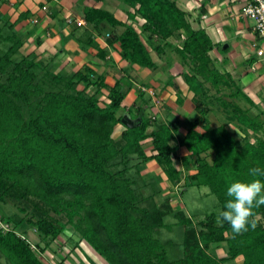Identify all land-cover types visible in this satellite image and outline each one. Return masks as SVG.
<instances>
[{
    "label": "trees",
    "instance_id": "trees-1",
    "mask_svg": "<svg viewBox=\"0 0 264 264\" xmlns=\"http://www.w3.org/2000/svg\"><path fill=\"white\" fill-rule=\"evenodd\" d=\"M120 1L130 8L127 21L94 7L84 16L95 27L106 22L114 29L107 42L118 44L131 65L154 69L152 51L159 57L176 52L188 66L182 75L198 115L183 134L175 122L149 114V101L127 109L131 87L123 77L109 85L86 65L55 71L36 54L22 53L24 41L13 29L0 46V220L9 225L0 227V264H53L44 254L60 237L91 264H227L239 256L241 264H264V206L255 230L234 234L227 222H217L218 212L195 225L171 202L176 193L164 195L160 186L168 180L178 194L182 186H208L225 210L228 186L251 180L250 168H264V112L240 103L254 106L231 73L217 67L210 54L215 44L177 0ZM121 108L126 114H118ZM215 108L224 116L217 126L209 118ZM182 147L186 153L179 156ZM152 160L164 175L155 185L148 179ZM9 199L18 204L12 214L2 207ZM168 214L185 227L178 259L155 236L170 226ZM30 228L41 242L28 238ZM213 246H224L226 255L214 254Z\"/></svg>",
    "mask_w": 264,
    "mask_h": 264
},
{
    "label": "crops",
    "instance_id": "crops-1",
    "mask_svg": "<svg viewBox=\"0 0 264 264\" xmlns=\"http://www.w3.org/2000/svg\"><path fill=\"white\" fill-rule=\"evenodd\" d=\"M245 2L177 0L178 5L190 14L193 27L205 29L215 44L210 54L217 67L231 73L254 106L244 100L240 103L246 108L252 107L254 111L258 107L264 112V52L258 53L260 49L264 50V37L259 36L242 15ZM87 7L108 10L123 21H127L130 9L120 0H0V30L3 33V36L0 35V46H3V37L14 29L24 41L22 53L36 54L38 60L48 63L55 71L72 73L86 65L97 74L104 75L109 85L123 77L125 87H131L125 101L127 109L149 101L152 105L147 109L149 114L160 121L175 122L185 134L188 120L198 115L193 101L194 92L182 75L188 71V66L183 65L174 51H168L162 57L152 51L157 63L154 69L125 62L119 54L118 44L109 45L107 42L114 29L106 22L96 27L89 24L84 16ZM68 18L75 21L69 23ZM77 19L85 24L78 26ZM11 23L15 24L14 28L10 27ZM170 41L174 44L179 42L174 37ZM103 93L106 95L108 91L103 90ZM217 113L223 112L219 108L209 112L214 126L219 125L214 124V119H220ZM122 128L119 123L115 133ZM181 149L185 154L186 148ZM147 166L149 171L161 169L154 160ZM221 248L225 249L224 246Z\"/></svg>",
    "mask_w": 264,
    "mask_h": 264
},
{
    "label": "rangeland",
    "instance_id": "rangeland-1",
    "mask_svg": "<svg viewBox=\"0 0 264 264\" xmlns=\"http://www.w3.org/2000/svg\"><path fill=\"white\" fill-rule=\"evenodd\" d=\"M249 20V23L254 27V21L248 17H246ZM196 24V23H195ZM196 26V25H195ZM112 28V27H111ZM110 30V28H108ZM177 40V39H176ZM179 41V40H177ZM180 43V41L178 42ZM2 47V46H1ZM153 92V91H151ZM150 113V112H149ZM155 113V112H151ZM196 113V112H194ZM119 115L126 114V111L124 108H121L118 111ZM217 118L214 124H221L222 117L224 118L223 114L218 113ZM193 117V114L190 118ZM223 123V122H222ZM120 131L117 130V132L114 134V138H118L120 136ZM149 151V149H147ZM178 155H183L182 149L178 151ZM209 160L212 159L211 156L208 157ZM137 159H132V163H136ZM177 167L181 168V165L178 161H176ZM150 177L148 179H151L152 183L155 185L157 177L163 172L162 168L157 169L156 171H150ZM149 175V174H148ZM164 176V175H163ZM160 186L163 189L164 195L166 194H173L172 195V203L173 205L178 209H183L188 216H190L194 222L195 225H198V223L205 218L206 215L212 213V212H220V204L218 201V198L215 194H213L208 186H182L180 188V193L177 192V187L174 186L170 181H163ZM180 187V186H179ZM153 189V188H152ZM20 204V203H19ZM22 204V203H21ZM18 204H14L12 200H7V204H2L3 211L12 214L17 211ZM165 222L169 224V227H162L159 228L155 232V236L159 239H161L164 243H166V248L168 252V257L170 259H178L183 255V241L185 236V227L178 223L177 219L171 215L168 214L165 217ZM65 234L67 236L71 235L70 230H66ZM28 238L36 243L41 242V238L38 235V233L34 229H28L27 231ZM72 243H66L65 238L60 237L58 240L55 241V244H53V249H49L44 254L53 264H91L88 257L85 255V252L81 250L80 248H76L71 251ZM86 248V251L93 256L91 250L84 246ZM211 251L214 254H224L225 249L219 248L216 249L214 246L212 247ZM243 259L242 256H239L236 260L228 262L227 264H239V262ZM57 262V263H56Z\"/></svg>",
    "mask_w": 264,
    "mask_h": 264
},
{
    "label": "clouds",
    "instance_id": "clouds-1",
    "mask_svg": "<svg viewBox=\"0 0 264 264\" xmlns=\"http://www.w3.org/2000/svg\"><path fill=\"white\" fill-rule=\"evenodd\" d=\"M251 180L232 182L227 188V200L217 216V222H227L234 234H241L257 227L258 210L264 206V168L249 169Z\"/></svg>",
    "mask_w": 264,
    "mask_h": 264
},
{
    "label": "built area",
    "instance_id": "built-area-1",
    "mask_svg": "<svg viewBox=\"0 0 264 264\" xmlns=\"http://www.w3.org/2000/svg\"><path fill=\"white\" fill-rule=\"evenodd\" d=\"M241 13L244 17H248L254 21V31L261 37H264V0H246L241 9ZM72 18H68V22L72 23ZM78 26H83L85 22L81 19L76 20ZM264 52L263 49L258 51L259 54ZM0 220V227H7Z\"/></svg>",
    "mask_w": 264,
    "mask_h": 264
},
{
    "label": "water",
    "instance_id": "water-1",
    "mask_svg": "<svg viewBox=\"0 0 264 264\" xmlns=\"http://www.w3.org/2000/svg\"><path fill=\"white\" fill-rule=\"evenodd\" d=\"M123 122L126 124V125H129V126H133V120H131L130 118H124L123 119Z\"/></svg>",
    "mask_w": 264,
    "mask_h": 264
}]
</instances>
